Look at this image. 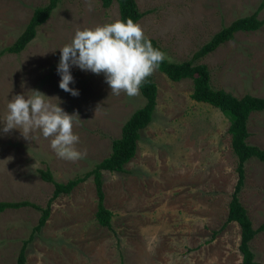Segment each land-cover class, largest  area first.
<instances>
[{"label":"rangeland","instance_id":"374dc122","mask_svg":"<svg viewBox=\"0 0 264 264\" xmlns=\"http://www.w3.org/2000/svg\"><path fill=\"white\" fill-rule=\"evenodd\" d=\"M48 0H0V50L27 25L35 7ZM146 37L155 39L171 61L190 59L215 32L236 18L253 13L264 0H135ZM118 4L100 0H60L35 37L19 53L0 55V201L27 200L37 206L0 211V264H16L49 201L53 184L38 169L66 182L108 156L111 142L144 97L111 93L103 74L73 66L79 91L72 96L59 88L60 50L75 32L115 22ZM196 62L206 64L210 85L237 97L264 96V25L238 31ZM152 121L140 131L134 156L123 172L102 171L104 205L111 225L95 217L92 176L70 193L52 200L50 214L26 247V264H241L240 229L225 224L228 202L237 179L236 155L230 146L228 119L217 108L190 98L192 79L171 81L157 70ZM39 90L67 113L78 114L76 145L86 155L77 161L59 158L51 138L37 130L25 140L18 130L2 132L13 96ZM56 97V98H55ZM59 100H58V99ZM247 142L264 149V110L247 120ZM239 199L253 228L264 224V163H244ZM256 264H264V230L249 244Z\"/></svg>","mask_w":264,"mask_h":264},{"label":"trees","instance_id":"16d2710c","mask_svg":"<svg viewBox=\"0 0 264 264\" xmlns=\"http://www.w3.org/2000/svg\"><path fill=\"white\" fill-rule=\"evenodd\" d=\"M113 1H116L118 4L119 20L126 21L127 18H132L134 22H137L142 16L135 0H100L103 7L110 6ZM59 2L60 0H48L46 4L35 7L23 31L16 37L13 43L0 50V55L6 52H21L35 37L37 28L48 19ZM261 8L262 4H260L253 13L236 18L228 25L223 26L203 43L193 53L190 59L171 61L166 58L158 69L171 81H180L185 78L192 79L193 85L190 98L217 107L229 121L227 130L230 135L231 149L237 158V179L228 202L225 224L236 222L239 226V250L242 256L241 264H256L249 244L258 232L264 230V224L258 228H253L247 210L239 199V192L243 187L245 179L244 163L252 157L264 163V149L247 142V137L249 136L247 130L248 117L252 112L264 110V96L246 93L241 97H237L223 88L215 89L211 87L208 67L206 64L196 61L200 57L213 51L218 45L231 40L234 33L238 31H252L263 26L264 18H258V12ZM147 38L151 41L154 48L164 52V49L155 39L151 37ZM139 91L144 97L145 102L142 106L135 109L123 123L120 135L111 142V151L108 156L95 163L91 169L85 171L83 174L76 175L66 182L56 181L48 167L38 169L40 178L46 182L52 183L53 190L47 205L41 208V214L37 224L32 228L29 237L26 238L20 246L16 257V264H26L27 244L31 241L33 235L39 233L46 223L50 214L49 206L52 200L62 194L70 193L75 186L90 176H92L96 193V220L100 225L110 227L111 212L104 205L102 171L123 172L124 165L134 156L137 141L140 138V131L152 121L156 107L157 86L152 75L142 84ZM22 206L39 208V206L27 200L0 201V211L7 208H18Z\"/></svg>","mask_w":264,"mask_h":264},{"label":"clouds","instance_id":"9594fccd","mask_svg":"<svg viewBox=\"0 0 264 264\" xmlns=\"http://www.w3.org/2000/svg\"><path fill=\"white\" fill-rule=\"evenodd\" d=\"M59 50V88L74 97L79 96V91L70 87L75 83L71 74L73 66L96 75L103 74L112 94L124 92L134 97L167 58L164 52L153 47L142 26L132 18L118 19L92 29H78L72 41ZM32 93L27 97L24 94L12 97L2 132L8 134L15 129L25 140H30L39 130L44 138H51L50 146L59 158L82 159L86 152L77 149L79 136L73 131L74 124L80 121L78 114L67 113L59 106L60 102L51 103L53 97L39 90H32Z\"/></svg>","mask_w":264,"mask_h":264}]
</instances>
